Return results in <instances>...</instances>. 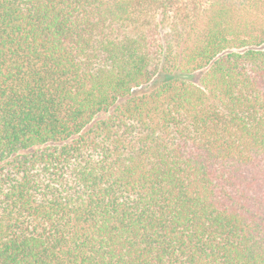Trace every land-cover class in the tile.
Here are the masks:
<instances>
[{
	"label": "trees",
	"instance_id": "trees-1",
	"mask_svg": "<svg viewBox=\"0 0 264 264\" xmlns=\"http://www.w3.org/2000/svg\"><path fill=\"white\" fill-rule=\"evenodd\" d=\"M177 7L0 0V264H264V0Z\"/></svg>",
	"mask_w": 264,
	"mask_h": 264
},
{
	"label": "rangeland",
	"instance_id": "rangeland-1",
	"mask_svg": "<svg viewBox=\"0 0 264 264\" xmlns=\"http://www.w3.org/2000/svg\"><path fill=\"white\" fill-rule=\"evenodd\" d=\"M209 2V0H177L178 3V7L180 9H185L184 12L186 11H190L193 10L195 8H201L203 6H205L207 3ZM199 77V75H197V78ZM152 87V84H149L143 88H139L137 89L135 92H143V91H147ZM121 102V101H120ZM106 115H102L99 118H103Z\"/></svg>",
	"mask_w": 264,
	"mask_h": 264
}]
</instances>
